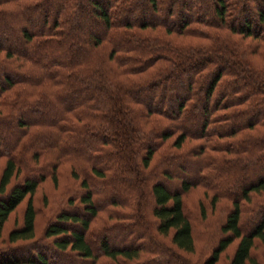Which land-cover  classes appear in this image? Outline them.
<instances>
[{
    "label": "trees",
    "instance_id": "trees-1",
    "mask_svg": "<svg viewBox=\"0 0 264 264\" xmlns=\"http://www.w3.org/2000/svg\"><path fill=\"white\" fill-rule=\"evenodd\" d=\"M85 3L0 0L2 36L10 22H26L15 24L19 47L0 43V240L8 245L0 264H56L52 251L81 264H218L234 241L227 264H259L252 249L264 248V175L244 174L255 171L253 161L264 169V0ZM86 17L98 32L79 23L71 30ZM81 32L82 45H74ZM259 54L261 63L254 60ZM1 126L13 132L8 143ZM188 139L193 145L180 149ZM158 152L173 164L193 162V177L161 170L163 178L178 179L172 189L153 179L147 169ZM66 161L73 177L79 164L89 171L79 180L77 210L67 198L36 240L33 195L47 177L56 184ZM106 185L123 196L100 201ZM196 186L210 192L211 208L227 204L219 236L200 261L185 255L195 237L182 195ZM24 199L20 224L5 231ZM144 200L155 221L150 235L132 225L144 221ZM109 207L104 223L91 229ZM198 213L203 220L202 202ZM247 213L257 215L249 227ZM111 232L122 241L108 242ZM166 235L169 242L158 238Z\"/></svg>",
    "mask_w": 264,
    "mask_h": 264
},
{
    "label": "rangeland",
    "instance_id": "rangeland-1",
    "mask_svg": "<svg viewBox=\"0 0 264 264\" xmlns=\"http://www.w3.org/2000/svg\"><path fill=\"white\" fill-rule=\"evenodd\" d=\"M84 2L87 3V0H84ZM85 3V4H86ZM146 14V13H145ZM34 18V17H32ZM26 22H24V20H15V23L10 22L9 25V29H8V35L6 36H2L0 33V43L6 44V45H10L12 47H19L18 41L15 39V24H25ZM81 24L83 26V29L85 31H94V32H98L100 27L99 25H95V23L90 20L89 18H81L79 21H74L73 24L70 26L71 30L73 29L72 26L76 25V24ZM3 23H0V25H2ZM72 32V31H71ZM74 33V32H73ZM76 36V34H75ZM79 39H76L75 42H73L74 45L80 46L82 45L81 40L84 39L85 37V33L81 32L78 34ZM263 48V47H262ZM261 52V51H259ZM2 52H0V58L2 57ZM258 57H256L254 60L257 63H261V59L262 54L257 55ZM1 71V70H0ZM181 82L176 83V86H179ZM65 97H63V101L62 103H65ZM199 120H197L198 122ZM7 122H10V120H7ZM196 124V122L194 123V125ZM192 121H188L187 122V126H191ZM193 125V126H194ZM192 126V127H193ZM1 132H2V136L5 139V141L8 143L12 137H13V132H7V129H4L1 126ZM171 137L167 140L166 143H169L171 141ZM194 141L191 140H186L184 141L183 145L181 146L180 149L187 148L188 146H192ZM166 146V145H163ZM162 146V147H163ZM179 149V150H180ZM161 151V150H160ZM159 151V152H160ZM156 153L153 157V159L151 160V163L149 164V169L147 174L153 176L155 180L159 179L162 180L165 184V186L169 189H172L174 187L178 186V179L173 178L171 180H167L165 178L162 177V175L160 174L161 170H171L173 174L179 175V177L181 178H191L193 177V171H194V166L195 164L193 162H189V161H179V160H175V162L177 163H170L169 161H171V159L169 158V156H163L165 154V152H163L162 154ZM4 163V159L1 157L0 158V171L1 168L3 166ZM78 162H76L77 164ZM169 163V165H167ZM252 165L254 166L255 171L251 172L248 171L246 172L244 175L247 179L252 178L253 176H255L256 174H261L264 175V169L263 170H258V168H255L258 166V164L256 165V163L253 161ZM263 168H264V164L261 163L260 164ZM79 167H76V172H77V176L73 177V175L71 174V166L70 163H68V161H66V163H63L59 166L58 170H57V181L56 184L53 185L52 181L50 178H45L43 181H41L36 190L35 193L33 195V202L36 204L37 207V211L35 214V219H34V225L36 227L35 231V239H39L40 236H42V232L44 230V227L46 225V223L48 221H52L54 218V215L61 210L63 207L68 206L67 205V198H72L71 200L73 201V203H71V206H68L70 209H73L76 207H74L75 204H77V197L81 192V188L78 186L79 184V180L82 177H87L89 176V171L88 170H83L82 169V164L78 165ZM23 174V172H18L15 176L11 177L10 183L8 184V186L17 181L18 179H20L21 175ZM237 174H242L239 173V171L237 172ZM139 178H141L139 176ZM130 180H132L130 178ZM91 185H93L94 187L98 186V182H95L94 180H90ZM103 192L100 196V201L103 200V198H101L102 196H108L111 193L116 194L117 196H123V193L120 192V190L118 191H114L113 188H111L110 186H102ZM141 195H144L143 197H147L148 195L145 193L144 190H142ZM209 196H210V192L204 191V189L200 186H196V187H192L190 188L188 191L184 192L182 195L183 198V209L184 212L186 213V215L189 217V219L192 221L193 223V231H194V237H195V245H194V250L191 253H185L186 256L191 257L192 259H197L198 261L202 260L205 256H207L210 248L213 246L214 242L216 241L218 235V226L220 224V222L223 219V216L226 212V202L225 201H218L214 207H210L209 204ZM147 199V198H146ZM204 206L205 209V217L202 220L200 218V215L198 213V203H201ZM25 203V199L19 204L17 205V207L10 213V215L8 216L5 224H4V228L5 231H7L9 228L13 227L14 223L16 225H19L21 222V212H22V208L24 206ZM147 207V202L146 200H144L141 204L139 202L138 206L140 213H144V211H146L141 217H139V219L141 218L144 219V221L139 224L134 226L133 225V229L134 230H146L148 228V230L145 231V233L149 232V235L152 233L151 229L154 226V219L152 218V216L149 214V212L147 211L148 209H143L145 207ZM112 207H109L108 209L99 212L97 217L93 219V221L90 224V228H99L104 221H101L102 219L104 220L106 214V211H111ZM77 210V209H76ZM79 212L81 213V211L79 210ZM264 214V211H262ZM247 215H249V218H247L244 222V226L245 227H249L252 224V220L257 218V215L255 217V215L250 216V213H247ZM145 216V217H144ZM109 222V221H108ZM107 222V223H108ZM143 223H146L147 225H145V227H143ZM120 233L119 232H111L108 233L107 236V240L108 242L112 243V242H116L119 243L122 241V239H120ZM146 235V234H145ZM160 240L162 239L163 241L169 242V235L166 236H159L158 237ZM43 243H45L44 241H41ZM39 242V243H41ZM24 243V242H22ZM22 243H18V244H22ZM26 244V243H25ZM28 244V243H27ZM234 244L235 241L233 243H231L219 256V260H218V264H227V261L229 259V256L232 253V250L234 248ZM92 246L94 248H97V241L96 240H92ZM8 245L6 243L5 240H0V249H4L7 248ZM46 252L49 254L48 250H46ZM52 257L51 259L56 263V264H81L79 263V260H77L74 257H65L63 255H61V253L59 251H57V253L52 251ZM66 253V252H65ZM64 253V254H65ZM252 254L254 255V257H256L258 259L259 264H264V248L260 245L257 244L254 246V248L252 249ZM61 256V257H60ZM168 253H164L163 257H167ZM189 259V258H188ZM100 260H103L104 262H108L109 260H105L100 258ZM192 261V260H191ZM190 264H196L195 262H190Z\"/></svg>",
    "mask_w": 264,
    "mask_h": 264
}]
</instances>
